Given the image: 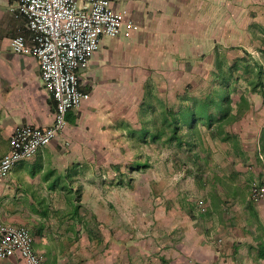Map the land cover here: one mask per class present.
<instances>
[{"label":"crops","instance_id":"1","mask_svg":"<svg viewBox=\"0 0 264 264\" xmlns=\"http://www.w3.org/2000/svg\"><path fill=\"white\" fill-rule=\"evenodd\" d=\"M11 2L0 0V157L16 127L45 128L55 113L37 59L10 49L17 34L30 39L25 18L9 12ZM113 2L139 29L129 37L101 39L88 67L78 73L89 99L66 113L64 133L0 179V223L26 227L43 264H264V197L246 198L254 172L242 169L233 176L231 168L213 169L212 175L225 182L213 180L203 214L186 191L173 205L149 208L134 191L119 196L121 183L105 182L104 158L117 155L111 144L120 138L119 124L135 119L130 88L144 68L150 77L180 75L173 67L186 52L203 46L195 35L215 20V0ZM263 127L264 115L250 127V136L235 128L242 138L253 137L246 157L256 150ZM257 168L263 181L259 160ZM146 184L149 188L142 181L127 186ZM0 264L22 262L13 255Z\"/></svg>","mask_w":264,"mask_h":264},{"label":"rangeland","instance_id":"2","mask_svg":"<svg viewBox=\"0 0 264 264\" xmlns=\"http://www.w3.org/2000/svg\"><path fill=\"white\" fill-rule=\"evenodd\" d=\"M214 3L213 25L209 29L199 30L194 38L203 46L198 47L194 52H186L181 56L178 65L173 67V70L180 75L166 78L150 77L147 76V68H144L141 72L144 76L137 79L133 89L130 88L132 93H130L129 100L134 102L135 109V119L132 121L134 125L120 122L117 129L120 132V138L111 144L112 151L115 149L117 155L113 158H104L105 182L110 180L121 183L119 196L128 197L134 191L137 197L150 202L149 208H155L169 201L172 205L175 204L181 191H186L187 197L195 201L196 209L198 202L205 205L207 209L210 203V194L207 191L212 189L214 180L212 172L223 173L231 168L232 172L239 173L244 169L255 173V178H252L246 185V198L248 201L256 202L249 198L248 188L250 182L259 181L260 178L256 171L257 160L264 168L260 159V156L264 158V152L258 146L256 150H252L253 154H249L250 157L247 156L244 160L235 159L236 162H234V158L230 155L223 154L222 146H218L203 127H200V142L195 141L196 145L201 144L203 150L199 148L200 145L190 150L186 145L178 147L174 143L163 142L165 137L153 141L147 134L146 137L141 138L142 133L134 132L138 124L153 130L148 122L153 113L150 110H140L147 87L151 88V93H153L152 96L150 95L151 105L159 110L157 99L175 106L182 95L187 93L193 96L198 95L207 88L212 73L215 71L218 55L225 56L229 62L245 56L247 59H255L264 65L263 41L253 34H256L257 30L259 32L257 25H264V0H215ZM243 87L239 88V92ZM247 96L250 109L234 124V128L247 132L249 135L250 127L253 128V123L264 115V90L249 92ZM185 133L186 129L182 127L179 135L183 138ZM247 138L251 145L253 137ZM194 152L199 153L201 159L209 156L208 163H201L194 157ZM245 153L248 154L247 150ZM136 164H139V167H136ZM129 181L134 184L139 181L147 182L149 188L146 184L145 187L135 186L136 190L133 185L134 189H131L127 186ZM106 194H110V190ZM226 211L229 212L228 209ZM218 243H222V239H219Z\"/></svg>","mask_w":264,"mask_h":264},{"label":"built area","instance_id":"3","mask_svg":"<svg viewBox=\"0 0 264 264\" xmlns=\"http://www.w3.org/2000/svg\"><path fill=\"white\" fill-rule=\"evenodd\" d=\"M9 12L14 17L23 16L30 32L29 40L23 33L12 37L10 49L37 59L43 85L55 100V113L50 126L22 125L12 131L8 151L0 157V179L6 178L19 161L30 158L64 133L66 113L89 99L78 73L88 67L101 39L129 37L139 29L113 0H12ZM260 159L264 165V158ZM248 196L252 201L261 200L264 181L250 182ZM197 209L205 211L206 207L198 202ZM13 255L22 264H43L26 227L0 223V260Z\"/></svg>","mask_w":264,"mask_h":264},{"label":"trees","instance_id":"4","mask_svg":"<svg viewBox=\"0 0 264 264\" xmlns=\"http://www.w3.org/2000/svg\"><path fill=\"white\" fill-rule=\"evenodd\" d=\"M255 37L262 40L264 46V25H257ZM259 34V35H258ZM259 36V37H258ZM246 53V52H245ZM243 89L239 92V88ZM264 90V65L255 59H247L245 56L236 61L229 62L225 56L218 55L215 64V71L212 73L211 80L198 95L184 94L181 96L177 105L165 103L161 99H157L160 107L156 110L151 105V88L145 89V95L140 110H150L152 117L149 118V124L153 130H149L146 126L138 127L134 132L142 133V137L148 135L150 140L155 141L165 137L163 142L174 143L178 147L186 145L192 150L198 145L203 150L200 142V127L208 132L209 137L222 146L223 154L230 155L235 159H246L245 149L249 145L250 138H242L239 132L234 128V124L239 121L243 115L250 109V102L247 96L249 92H257ZM185 127L186 133L182 138L179 131ZM250 136V135H249ZM258 147L264 152V127L259 134ZM194 157L207 164L209 156L201 159L199 153H193ZM236 162V160L234 161ZM139 167V164L135 165ZM145 166V165H140ZM233 176H237V171L232 172ZM214 181L223 184L225 181L220 177H215ZM214 204V201L212 202ZM215 205V204H214ZM207 211L198 210L199 214ZM262 255V253L260 254Z\"/></svg>","mask_w":264,"mask_h":264}]
</instances>
